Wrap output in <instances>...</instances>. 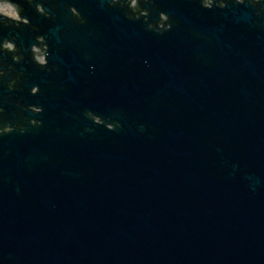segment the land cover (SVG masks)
Wrapping results in <instances>:
<instances>
[{"label":"water","instance_id":"1","mask_svg":"<svg viewBox=\"0 0 264 264\" xmlns=\"http://www.w3.org/2000/svg\"><path fill=\"white\" fill-rule=\"evenodd\" d=\"M0 1V264H264V0Z\"/></svg>","mask_w":264,"mask_h":264},{"label":"flooded vegetation","instance_id":"2","mask_svg":"<svg viewBox=\"0 0 264 264\" xmlns=\"http://www.w3.org/2000/svg\"><path fill=\"white\" fill-rule=\"evenodd\" d=\"M117 1V0H115ZM126 4L129 5L130 9L132 10V13L137 15V16H141V15H147L148 11L145 9L141 8V4H144V0H124L123 2H121L122 6H125ZM161 22L159 23L160 26H163L164 21H165V16L161 15ZM45 50V45L40 41L39 43V47L37 49H35V56L37 60L41 59V55Z\"/></svg>","mask_w":264,"mask_h":264}]
</instances>
